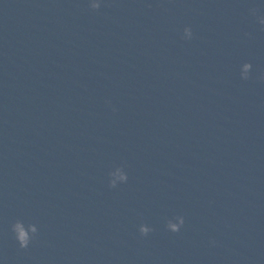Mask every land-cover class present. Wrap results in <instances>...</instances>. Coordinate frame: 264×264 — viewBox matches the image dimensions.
<instances>
[{
	"label": "clouds",
	"instance_id": "9594fccd",
	"mask_svg": "<svg viewBox=\"0 0 264 264\" xmlns=\"http://www.w3.org/2000/svg\"><path fill=\"white\" fill-rule=\"evenodd\" d=\"M17 228L19 229V225L17 226ZM20 231V240L22 242V244L26 243V240H27V237H26V233L22 230V229H19Z\"/></svg>",
	"mask_w": 264,
	"mask_h": 264
}]
</instances>
